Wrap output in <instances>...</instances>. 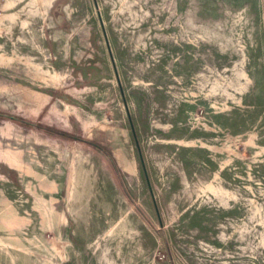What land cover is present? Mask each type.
I'll use <instances>...</instances> for the list:
<instances>
[{
  "label": "rangeland",
  "instance_id": "rangeland-1",
  "mask_svg": "<svg viewBox=\"0 0 264 264\" xmlns=\"http://www.w3.org/2000/svg\"><path fill=\"white\" fill-rule=\"evenodd\" d=\"M23 151L72 199L0 176V264H264V0H0Z\"/></svg>",
  "mask_w": 264,
  "mask_h": 264
},
{
  "label": "crops",
  "instance_id": "crops-1",
  "mask_svg": "<svg viewBox=\"0 0 264 264\" xmlns=\"http://www.w3.org/2000/svg\"><path fill=\"white\" fill-rule=\"evenodd\" d=\"M22 154V165L23 167L26 168L23 169L20 171L18 168H15L13 166H10L8 164V167L11 170V172L7 171V172H4V173H1L0 172V176L4 177L8 183L11 184L12 188H14L15 192L17 191L18 193V189L21 188L22 190V187L24 186L23 185V181H24V178H25V175H32V174H36L37 176L40 175L43 177V180H45L49 185H51L53 187V191L54 192H51L52 194V197L55 201V205H54V209H55V217H62L64 216V214L66 213L61 206H59V201H65V200H71V194L69 195V192L67 193H64L63 192V187L66 185V183L68 185H72V182H71V177L69 178V181H66V179L62 178L64 177L62 174H55L56 171H54L53 173H51L50 171L48 170H44L43 167H42V160L45 161V158L44 157H41L40 159L38 160H35L34 158H28L26 155H25V152H21ZM33 162H36L37 164L34 165ZM59 173V172H58ZM59 189H62V192H58ZM56 191V192H55ZM55 231H57L59 234H62V233H65L67 231L71 232L72 229H67L61 225H58L57 228H55Z\"/></svg>",
  "mask_w": 264,
  "mask_h": 264
}]
</instances>
